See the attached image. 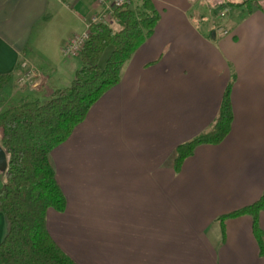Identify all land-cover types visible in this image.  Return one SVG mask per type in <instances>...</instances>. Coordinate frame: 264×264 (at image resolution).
Listing matches in <instances>:
<instances>
[{"label": "crops", "instance_id": "crops-1", "mask_svg": "<svg viewBox=\"0 0 264 264\" xmlns=\"http://www.w3.org/2000/svg\"><path fill=\"white\" fill-rule=\"evenodd\" d=\"M153 2L152 35L50 154L67 204L48 211V231L77 264H264L250 216L226 220L225 234L219 221L264 191V6L209 0L216 19L200 26L190 16L197 2ZM102 9L98 0H0V75H12L3 100L24 63L48 93L68 86L81 61L62 49ZM233 76L230 134L176 171L175 149L211 127ZM6 232L0 212V243Z\"/></svg>", "mask_w": 264, "mask_h": 264}, {"label": "trees", "instance_id": "trees-1", "mask_svg": "<svg viewBox=\"0 0 264 264\" xmlns=\"http://www.w3.org/2000/svg\"><path fill=\"white\" fill-rule=\"evenodd\" d=\"M262 1L227 3L249 8ZM112 16L116 28L104 22L90 24L89 39L79 55L81 66L68 86L44 99L22 95L6 103L0 96L1 146L8 155V168L0 187V212L7 220V232L0 243V264H77L57 245L47 228L48 211L62 212L67 204L50 154L85 120L100 97L119 83L124 65L152 35L160 20L153 0H125ZM107 49L111 52L102 66ZM234 78L211 127L175 149L172 163L176 171L199 146L220 144L230 134ZM11 81V74L0 75V94ZM263 211L264 191L255 203L220 217L223 233L226 220L250 216L260 254L264 256V230L260 225Z\"/></svg>", "mask_w": 264, "mask_h": 264}, {"label": "built area", "instance_id": "built-area-1", "mask_svg": "<svg viewBox=\"0 0 264 264\" xmlns=\"http://www.w3.org/2000/svg\"><path fill=\"white\" fill-rule=\"evenodd\" d=\"M125 0H98V4L102 6V11L94 15L87 23V28L84 32L74 35L67 44L63 47L62 53L64 57L72 58L80 55L84 44L89 39L90 24L95 22H104L108 24V18L113 15L116 7L122 5ZM230 9L228 8L227 11ZM224 15V14H222ZM22 74L19 73L17 83L21 88L29 87L31 89L42 88L46 84V79L42 72L35 66L24 63L21 67Z\"/></svg>", "mask_w": 264, "mask_h": 264}, {"label": "rangeland", "instance_id": "rangeland-1", "mask_svg": "<svg viewBox=\"0 0 264 264\" xmlns=\"http://www.w3.org/2000/svg\"><path fill=\"white\" fill-rule=\"evenodd\" d=\"M195 2H197L198 4L195 6V8H193L191 11H190V16L194 17L195 19H197L198 21V25H202L204 26L206 21H204V19L202 18L204 15L206 17H208V19H206L207 21H211V19L215 20L216 19V15H215V11L212 10L210 11L209 8H207V3L209 0H192ZM250 7L249 8H253L255 6H258V7H261L263 8L264 6V0L259 3V4H252V5H249ZM222 15V14H221ZM223 17V15H222ZM108 24L111 25L112 27H117L116 26V23H115V20L113 18V16L109 19L108 18ZM111 52V49H107L101 59V65L103 66L105 61L107 60L109 54ZM80 56H76V57H72L71 59H80L79 58ZM62 59V58H61ZM70 59V58H69ZM33 66V65H32ZM22 70H20V74H22ZM19 76V75H18ZM49 88H52L51 85L49 86ZM11 90V85H7L5 87V89L3 90V92H1L0 96H1V99H7L8 97H10L9 93ZM14 96H12L11 100H14L16 99L17 97L19 96H22V95H28V96H31V98H39V99H44V98H48L52 93H48L47 91V84H44L42 86V88H39V89H31L29 87H26V88H21L18 83L17 85L15 86V90H14ZM21 93V94H19ZM11 100H8L6 103L10 102Z\"/></svg>", "mask_w": 264, "mask_h": 264}, {"label": "water", "instance_id": "water-1", "mask_svg": "<svg viewBox=\"0 0 264 264\" xmlns=\"http://www.w3.org/2000/svg\"><path fill=\"white\" fill-rule=\"evenodd\" d=\"M8 168V155L0 145V173L5 174Z\"/></svg>", "mask_w": 264, "mask_h": 264}]
</instances>
